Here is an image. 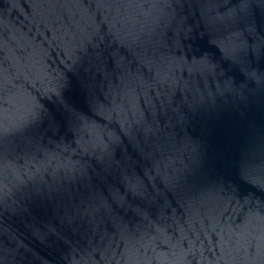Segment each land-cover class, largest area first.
I'll return each mask as SVG.
<instances>
[{"label": "water", "instance_id": "95a60500", "mask_svg": "<svg viewBox=\"0 0 264 264\" xmlns=\"http://www.w3.org/2000/svg\"><path fill=\"white\" fill-rule=\"evenodd\" d=\"M264 264V0H0V264Z\"/></svg>", "mask_w": 264, "mask_h": 264}, {"label": "snow or ice", "instance_id": "6c2138e0", "mask_svg": "<svg viewBox=\"0 0 264 264\" xmlns=\"http://www.w3.org/2000/svg\"><path fill=\"white\" fill-rule=\"evenodd\" d=\"M101 264H103V262H101Z\"/></svg>", "mask_w": 264, "mask_h": 264}]
</instances>
